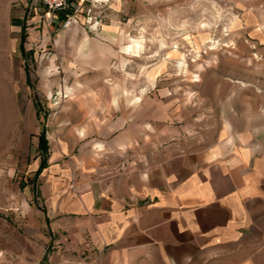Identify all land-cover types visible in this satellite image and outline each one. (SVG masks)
Returning a JSON list of instances; mask_svg holds the SVG:
<instances>
[{
	"label": "crops",
	"instance_id": "obj_1",
	"mask_svg": "<svg viewBox=\"0 0 264 264\" xmlns=\"http://www.w3.org/2000/svg\"><path fill=\"white\" fill-rule=\"evenodd\" d=\"M250 36L264 52V31ZM247 81L218 91L200 122L152 100L96 114L78 153L39 173L38 153L11 264H264V74Z\"/></svg>",
	"mask_w": 264,
	"mask_h": 264
},
{
	"label": "rangeland",
	"instance_id": "obj_2",
	"mask_svg": "<svg viewBox=\"0 0 264 264\" xmlns=\"http://www.w3.org/2000/svg\"><path fill=\"white\" fill-rule=\"evenodd\" d=\"M255 28L263 34L264 0H69L58 11L0 0V264L12 263L14 226L24 233L38 153L45 167L61 149L68 161L96 114L116 119L152 100L178 124L200 122L218 91L248 90L264 74Z\"/></svg>",
	"mask_w": 264,
	"mask_h": 264
},
{
	"label": "built area",
	"instance_id": "obj_3",
	"mask_svg": "<svg viewBox=\"0 0 264 264\" xmlns=\"http://www.w3.org/2000/svg\"><path fill=\"white\" fill-rule=\"evenodd\" d=\"M50 11H58L69 6V0H39Z\"/></svg>",
	"mask_w": 264,
	"mask_h": 264
},
{
	"label": "trees",
	"instance_id": "obj_4",
	"mask_svg": "<svg viewBox=\"0 0 264 264\" xmlns=\"http://www.w3.org/2000/svg\"><path fill=\"white\" fill-rule=\"evenodd\" d=\"M23 37H24V34L22 35V40H23ZM20 48L23 50V42H21ZM40 148L43 150L44 153H47V151H48V140H47L44 132L40 135ZM45 165H46L45 160H42L41 165L38 169V172H40L45 167Z\"/></svg>",
	"mask_w": 264,
	"mask_h": 264
}]
</instances>
